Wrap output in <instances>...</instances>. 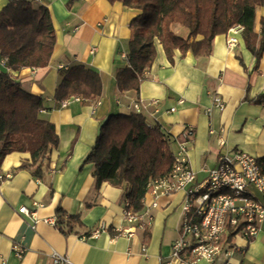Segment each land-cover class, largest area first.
<instances>
[{
  "label": "crops",
  "instance_id": "obj_1",
  "mask_svg": "<svg viewBox=\"0 0 264 264\" xmlns=\"http://www.w3.org/2000/svg\"><path fill=\"white\" fill-rule=\"evenodd\" d=\"M9 1L0 0V11ZM28 1L50 9L57 42L47 67H25L12 76L23 91L44 97L46 108L40 117L55 125L61 144L51 151L41 178L30 169H18L31 159L29 152L14 151L5 157L0 173L11 177L0 180V264H54L53 253L66 258L61 264H181L172 253L180 234L184 193L156 197L147 193L145 210L153 215L152 223L130 233L133 225L124 216L126 185L105 182L98 188L94 164L85 159L108 116L134 112L140 101L146 121L161 127L174 153L180 149L185 128L193 129L187 156L198 181L208 176L222 153L240 149L264 157V103L257 102L264 93V52L255 66L243 36L231 51L224 33L215 37L210 55L195 56L191 51L182 55L176 49L171 63L157 42L155 61L139 92L120 91L114 74L127 65L135 9L109 0H77L70 6L71 0ZM263 13L258 8L257 32ZM175 30L187 34L181 26ZM76 64L100 74L102 94L61 107L55 98L63 70L59 65ZM0 71H9L1 55ZM216 95L222 98L223 109L215 106ZM35 201L42 205L33 224L17 209L33 208ZM58 207L81 213L93 235H65L46 222L56 218ZM102 224L106 229L95 234ZM235 244L228 264H264V221L256 236L238 235ZM15 245L26 249L23 257L15 254Z\"/></svg>",
  "mask_w": 264,
  "mask_h": 264
},
{
  "label": "trees",
  "instance_id": "obj_2",
  "mask_svg": "<svg viewBox=\"0 0 264 264\" xmlns=\"http://www.w3.org/2000/svg\"><path fill=\"white\" fill-rule=\"evenodd\" d=\"M77 0H71L69 6ZM121 1L137 14L130 22L131 37L127 65L115 70L114 80L120 91L139 92L142 81L152 67L160 43L171 63L175 50L182 55L208 56L217 35L234 25L244 26L242 36L253 53L257 66L264 52V13L260 32L255 30L258 8L264 0H109ZM181 26L186 35L175 30ZM56 29L46 6L34 7L28 0H10L0 11V55L7 59L8 72L0 71V171L5 157L14 152H29L30 160L18 169H30L41 178L44 166L61 140L56 127L40 117L46 108L44 97L21 89L12 72L25 67L48 66L55 44ZM55 98L60 101L79 96L90 101L102 94L100 74L76 64L61 71ZM257 102L264 103V93ZM94 164L97 187L109 183L126 185L125 198L132 210L144 209V197L151 180L168 176L175 162L170 140L161 127L149 126L143 114L112 113L101 125L94 147L85 159ZM264 173V157L258 158ZM66 165L64 162L61 169ZM90 206V205H89ZM55 226L65 235H93L82 214H70L58 207Z\"/></svg>",
  "mask_w": 264,
  "mask_h": 264
},
{
  "label": "built area",
  "instance_id": "obj_3",
  "mask_svg": "<svg viewBox=\"0 0 264 264\" xmlns=\"http://www.w3.org/2000/svg\"><path fill=\"white\" fill-rule=\"evenodd\" d=\"M243 30L244 26L240 24L228 30L226 44L229 50H234L238 45ZM3 60L7 63L6 58ZM59 68L64 70L68 66L59 65ZM73 100L82 101V98L72 96L59 104L67 107ZM214 102L215 106L223 109L224 102L219 95L214 97ZM133 111L143 114L141 101L134 104ZM193 134L191 127L185 128L180 149L175 153L172 172L164 178L151 180L147 193L155 197L179 191L184 193L180 234L173 243L172 254L175 259L181 264H228L236 247V236H256L264 221V173L256 156L237 149L222 153L208 176L198 181L187 156ZM7 177H11V173H0V180ZM145 199L146 195L143 199L144 209L136 212L125 198L124 216L133 225L127 230L130 233L136 227L147 228L152 223L153 215L145 210ZM41 205L35 201L33 208L22 205L17 211L35 224L38 221L37 209ZM153 206H157V202H153ZM45 221L56 224V218ZM104 229L106 226L102 224L95 234ZM25 250L20 245L14 246L19 258L23 257ZM65 260V257L53 253L54 264H61Z\"/></svg>",
  "mask_w": 264,
  "mask_h": 264
}]
</instances>
